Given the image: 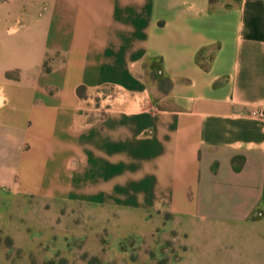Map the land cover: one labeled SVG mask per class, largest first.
Wrapping results in <instances>:
<instances>
[{
    "label": "crops",
    "instance_id": "crops-1",
    "mask_svg": "<svg viewBox=\"0 0 264 264\" xmlns=\"http://www.w3.org/2000/svg\"><path fill=\"white\" fill-rule=\"evenodd\" d=\"M263 105L264 0H0V194L246 225Z\"/></svg>",
    "mask_w": 264,
    "mask_h": 264
},
{
    "label": "rangeland",
    "instance_id": "rangeland-1",
    "mask_svg": "<svg viewBox=\"0 0 264 264\" xmlns=\"http://www.w3.org/2000/svg\"><path fill=\"white\" fill-rule=\"evenodd\" d=\"M96 93L127 100L115 89ZM202 227L168 214L107 213L0 194L1 264H264L263 208L246 225Z\"/></svg>",
    "mask_w": 264,
    "mask_h": 264
},
{
    "label": "built area",
    "instance_id": "built-area-1",
    "mask_svg": "<svg viewBox=\"0 0 264 264\" xmlns=\"http://www.w3.org/2000/svg\"><path fill=\"white\" fill-rule=\"evenodd\" d=\"M251 116L256 119L264 120V105L251 112Z\"/></svg>",
    "mask_w": 264,
    "mask_h": 264
},
{
    "label": "trees",
    "instance_id": "trees-1",
    "mask_svg": "<svg viewBox=\"0 0 264 264\" xmlns=\"http://www.w3.org/2000/svg\"><path fill=\"white\" fill-rule=\"evenodd\" d=\"M210 2H213V0H210Z\"/></svg>",
    "mask_w": 264,
    "mask_h": 264
}]
</instances>
